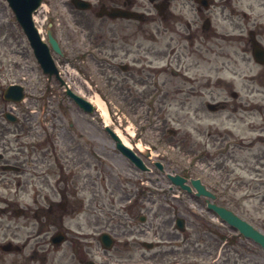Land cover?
I'll return each instance as SVG.
<instances>
[{
	"label": "rangeland",
	"instance_id": "obj_1",
	"mask_svg": "<svg viewBox=\"0 0 264 264\" xmlns=\"http://www.w3.org/2000/svg\"><path fill=\"white\" fill-rule=\"evenodd\" d=\"M137 1L141 5L139 11L145 15L149 14L147 22L140 24L137 33L142 48L139 55L141 59H153L151 50L154 49L158 55L155 64L158 67L163 66L166 64L165 54L168 45L175 52L174 58L180 60V67L176 66V62L173 65L175 71L183 70V65L191 63L192 60L201 59L199 42L191 44L183 35L185 30L182 20L175 25L169 21V26L166 25L167 29L164 30L159 26L160 32H157L156 24L152 22L157 15L149 0ZM260 1L240 0L237 2V9L264 12V6L260 5ZM66 2L68 0H43V7L35 14V17H38L35 25L46 40L47 25L52 24L53 35L59 43L62 56L54 53L52 55L63 80L73 92L79 93L93 104L96 105L95 101L100 100L107 111V116L98 105L90 115L79 110L77 105L65 95L64 88L54 78L49 79L42 73L11 9L5 0H0V148L19 151L17 155L16 153L12 155L21 159L29 154L39 155L36 149L43 142L45 134L47 136L50 134L49 138H53L51 144L63 154L68 155L72 145L73 155L78 156L77 165L82 166L75 176L69 179L63 178L60 183L61 187L68 183L69 187L77 191L68 193V200L74 210L66 213L63 222L65 226L85 236L83 241L73 243L72 249L87 251L89 257L102 264L106 263L107 257L117 255L124 257L120 258L121 260L130 261V264H135L137 260L139 264H264V251L221 224L212 213L206 212L201 204L191 198L183 197L180 190L172 186L166 178L167 173H179L185 170L182 146L184 117L182 78L172 79V90L177 93L173 92L171 96L170 110L167 111L163 107L155 112L153 109L149 118L152 126L146 125L144 120H139L141 113L132 109L134 102L142 97V91L139 90L140 88H131L128 92L127 84L120 80L124 74L118 73L119 77L113 76L109 80L106 75L102 76V57L93 47V45L96 47L94 40L101 41L100 36L98 39H94V35L90 38L88 31L82 32L81 29L70 34L68 31L72 30L70 27L76 26L78 15L66 5L69 4ZM86 17L82 19L86 20ZM212 19L214 20L215 17ZM185 20L194 21L187 13L184 14L183 21ZM260 20L264 26V18ZM94 21L93 28L101 32L103 27L101 20L96 18ZM157 25L160 24L157 22ZM135 27L136 24H131L130 30L133 31ZM144 49L148 50L147 54H144ZM89 51L92 56L87 55ZM132 57L133 55L130 56ZM207 58L211 60L208 59L207 63L189 74L213 75V71L209 72L213 70V57ZM115 62L117 64L119 60ZM260 71V66L253 62L247 67H238L237 70L240 76H255ZM165 74L169 76L168 71ZM179 74L182 72L179 71ZM223 75L229 76L226 72ZM9 84H19L24 87L25 99L22 102L8 104L2 101L1 93ZM245 84L247 82L237 80L234 89L243 91ZM253 88L261 90V82H253ZM7 110H11L18 117L16 124L1 119L2 114ZM146 117L145 114L144 119ZM69 124H72V127ZM104 124L115 130L118 129L135 151L145 152L149 147L148 151L153 155L152 159L146 162L156 160L161 163L163 171L154 169L152 181L148 174H143L147 178H142L138 185H133L124 172L125 159L103 130ZM142 124L146 127L140 132L137 128ZM170 132L175 138H171ZM135 133H137L136 140H134ZM97 162L104 173L102 176L105 177V189L92 194L90 189L85 188L86 171L88 164L97 165ZM31 174L26 173L19 180L38 183L37 172ZM241 180L246 181L245 178ZM258 183L254 185V191H257L253 195L254 199L242 186L236 195L223 193L220 190L218 202L243 219L257 224L259 231L264 233V223H262L264 202L261 193L258 192L262 190V186ZM137 186L140 187L138 195L135 194ZM37 187L38 185H30L22 191H14L13 211L7 214L0 212V243L4 240H12L20 246L26 244L22 254L5 256L0 264H38L35 260L24 259L31 251L40 250L39 244H42L38 235L41 230L32 218L35 210L34 202L39 198L35 189ZM6 198L7 196L0 193V206H5ZM18 209L24 212L20 217L15 214ZM140 216L145 218L144 221L139 220ZM178 216L186 221V230L183 234L174 229V220ZM60 228L49 227L50 234ZM129 231L133 233L129 234ZM102 232H109L115 237V245L111 253L117 254L103 253L104 250L96 238ZM87 235L91 237L87 238ZM230 237L236 240L232 242ZM143 241L153 242L158 244V247L146 250L141 246ZM45 246L50 251L58 252L53 256L69 253L71 250L70 242L60 248L49 246L48 243ZM129 255L131 259L126 260ZM21 260L23 263H19ZM56 262V258H48L47 264H56Z\"/></svg>",
	"mask_w": 264,
	"mask_h": 264
},
{
	"label": "flooded vegetation",
	"instance_id": "obj_2",
	"mask_svg": "<svg viewBox=\"0 0 264 264\" xmlns=\"http://www.w3.org/2000/svg\"><path fill=\"white\" fill-rule=\"evenodd\" d=\"M75 1L81 5V1L87 2L89 9L79 10L72 0L66 2L69 3L66 5H69L78 15L76 26L70 27V30L72 29L70 33L81 29L82 32L88 31L89 36H100L101 44L97 40L93 42L96 44L95 49H98L102 57V76L106 75L109 80L113 76L119 77L118 73L124 74L120 80L127 84L128 92L131 88H140L139 90L142 91L140 100L132 104L133 111L148 115L152 111L151 105L156 106L157 110L164 107L168 111L172 105V78H182L181 95L184 113L182 140L185 168L188 175H191L188 179H192L193 174H200L203 180L210 184L215 200L218 199L220 190L236 195L242 186L245 187V192L253 194L255 181H259L263 187L262 201L264 202V67L261 70L262 74L259 72L255 76H240L237 72L238 67H247L252 63L254 46H261L264 49V26L260 20L264 18V12L238 10L237 2L240 0H155L150 2L157 15L152 21L156 24L157 32H160L159 26L164 30L167 29L169 21L175 25L182 20L185 39L191 44L199 42L201 59L184 64L183 74L179 76L172 66L176 62L177 67H180V60L174 58L175 52L170 45L167 46L165 54L168 61L165 68H159L155 64L158 55L154 49L151 50L153 59L145 60L139 57L142 48L138 42L137 33L140 24L146 22L147 17L144 16V21L140 22L133 19L110 18L106 14L114 8L138 11L141 5L137 0ZM260 5L264 6V0L260 1ZM99 13L103 16L99 17ZM186 13L191 15L194 21H183ZM84 16H87L86 20L82 19ZM93 16L101 20L103 25L101 32L93 28L94 19H96ZM213 17H215L214 20ZM157 22L160 25H157ZM131 24H136L133 31L130 30ZM147 52L148 50L144 49V54ZM132 55L133 57L130 58ZM208 56L213 57V70H209V72L213 71V75L189 74L211 60L207 58ZM117 60L119 63L116 64ZM167 70L170 71V76L164 74ZM224 72L229 76H224ZM240 79L247 84H245V90L236 91L235 81ZM253 82H261L262 89L255 90ZM52 139H43L36 149L39 155L29 154L23 159L12 155V153L17 155L19 151L0 148V193L7 196L5 206H0V212L7 214L13 211L14 191L18 192L26 189L27 186L38 185L35 189L39 198L34 202L35 210L32 218L41 230L38 235L41 237L42 244H39L40 250L31 251L24 259L35 260L38 264H47L48 258L54 257L57 260L56 264H87L93 261V258L89 257V252L72 249L73 243L83 241L85 236L65 226L63 222L66 213L74 210L72 203L68 200V193L77 191L69 187L68 183L64 187L60 186L63 178L69 179L75 176L78 169L80 172L82 165H77L78 156L73 155L72 145L69 154H63L51 144ZM123 158L125 159L123 162L125 175L133 182V185H138L142 178H147L130 161ZM98 164V162L97 165L91 163L87 166L89 170L86 171L85 188L90 189L92 194L105 189V177L102 176L104 173L101 171V165ZM153 166L156 168L155 164ZM148 169L149 178L152 181L153 168L149 166ZM33 172H37L38 183H26L19 180L24 174H33ZM243 178L246 179L245 182L241 180ZM135 194H139V187ZM184 195L194 199L198 204L204 206L207 204L205 199L202 200L185 192ZM262 221L264 223V219ZM57 226L61 228L50 234L49 227ZM132 233L129 231V234ZM53 236L55 242H59L57 245L59 248L70 242V252L53 256L58 252L50 251L45 246L51 243ZM88 237L91 236L87 235ZM4 241L9 242V240ZM25 246L26 244L22 245V247ZM18 253L17 255H20L23 252ZM103 253L117 254L110 251ZM11 254L14 253L0 251V262H3L2 259L5 256ZM120 258L124 257L118 255L107 257L105 264H130V261ZM127 259H131V255L126 257ZM19 263H23V260ZM135 264H139V261H135Z\"/></svg>",
	"mask_w": 264,
	"mask_h": 264
},
{
	"label": "water",
	"instance_id": "obj_3",
	"mask_svg": "<svg viewBox=\"0 0 264 264\" xmlns=\"http://www.w3.org/2000/svg\"><path fill=\"white\" fill-rule=\"evenodd\" d=\"M9 6L12 8L15 17L21 26L24 34L26 35L30 46L33 49L34 55L40 64L43 72L45 74H48L49 76L55 75L58 77V72L54 66L53 59L50 55L49 48L41 40V37L39 36L37 29L34 26V23L32 21V13L39 7L41 0H7ZM110 16H124V17H137L138 15L132 14L129 12L124 11H112ZM51 25H49L50 27ZM47 37H48V43L50 47L57 53L60 54L59 47L57 45L56 40L52 36V31L50 29L47 30ZM255 59L257 61H263L264 56L260 58L259 56H255ZM67 94L73 98V100L82 108H84L86 111H91L92 107L89 103L81 99L80 97L74 95L69 90H67ZM24 97L23 95V89L20 86L17 85H11L9 86L5 93L4 98L6 100L11 101H20ZM7 118L10 120H14L13 117L7 115ZM111 136L117 140V147L120 149V151L128 156L138 167H140L142 170H145V166L141 163V161L134 156V154L125 148L117 136H115L113 133H110ZM158 166L161 168V166L158 164ZM168 178L175 184L180 186L183 189L188 188L184 185L185 180L177 175L172 176L168 175ZM193 186L197 189L199 196L200 194H204L206 196L213 197L209 192H207L203 186H201L200 182L198 180L192 181ZM208 208L213 210L221 219H223L228 225L233 227L234 229L238 230L244 237L251 239L253 242L258 244L262 249H264V235L255 230L251 225H249L247 222L243 221L239 217H237L235 214L230 212L229 210H226L225 208L218 207L213 204H208ZM180 220L177 221V226L182 229V225L179 223ZM101 242L104 245V247L108 248L111 245V240L108 238L107 235H103L101 237ZM5 250H10L11 245H6L3 247Z\"/></svg>",
	"mask_w": 264,
	"mask_h": 264
},
{
	"label": "bare ground",
	"instance_id": "obj_4",
	"mask_svg": "<svg viewBox=\"0 0 264 264\" xmlns=\"http://www.w3.org/2000/svg\"><path fill=\"white\" fill-rule=\"evenodd\" d=\"M37 20H38V17H35V22H37ZM95 103H97L96 105H98L102 109V111L104 112V114L107 116L106 110L103 108V105H102L101 101L100 100H96ZM118 135L121 137V139L123 140V142H125L126 144H128V142H127L126 139H124L120 134H118Z\"/></svg>",
	"mask_w": 264,
	"mask_h": 264
}]
</instances>
